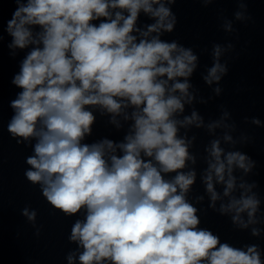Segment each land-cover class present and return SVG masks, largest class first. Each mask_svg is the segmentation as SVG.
Masks as SVG:
<instances>
[{
    "label": "clouds",
    "instance_id": "1",
    "mask_svg": "<svg viewBox=\"0 0 264 264\" xmlns=\"http://www.w3.org/2000/svg\"><path fill=\"white\" fill-rule=\"evenodd\" d=\"M14 3L6 21L12 37L8 47H33L12 79L22 91L10 102L14 115L7 131L22 138L18 144L35 140L34 154L26 158L31 167L24 174L40 185L46 201L66 216L84 210V219L76 220L69 236L83 249L79 264H262L257 245L246 251L234 248L199 228L198 210L186 199L196 173L179 170L188 161L194 164L195 156L189 152L192 141L177 133L193 124L199 128L203 120L196 111L176 118L194 99L188 78L198 57L175 40L160 39L177 23L171 8L162 0ZM141 12L155 20L146 31L136 27ZM235 15L243 18L241 12ZM35 26L40 30L34 31ZM133 32L142 38L137 41ZM220 55L221 47L214 46V63L203 77L209 85L227 73ZM90 106L111 114L117 128V116L133 121L123 142L104 138L82 143L96 120ZM129 107L130 116L124 111ZM217 126L208 125L210 130ZM207 151L211 159L203 181L211 206L220 199L215 177L229 197L219 211L235 213L232 221L242 228L257 223L260 200L249 194L255 184L242 182L239 198L232 195L237 187L234 168L248 173L255 162L239 151L225 153L219 140ZM168 173L175 176L166 179ZM23 215L34 221L36 212L24 209ZM259 234L252 229L253 236ZM67 259L73 264L75 255Z\"/></svg>",
    "mask_w": 264,
    "mask_h": 264
}]
</instances>
